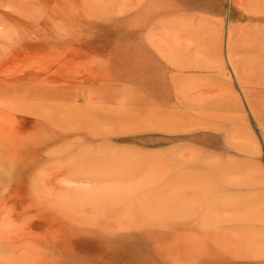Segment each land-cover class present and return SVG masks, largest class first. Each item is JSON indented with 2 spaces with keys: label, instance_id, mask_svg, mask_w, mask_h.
I'll list each match as a JSON object with an SVG mask.
<instances>
[{
  "label": "rangeland",
  "instance_id": "374dc122",
  "mask_svg": "<svg viewBox=\"0 0 264 264\" xmlns=\"http://www.w3.org/2000/svg\"><path fill=\"white\" fill-rule=\"evenodd\" d=\"M0 264H264V0H0Z\"/></svg>",
  "mask_w": 264,
  "mask_h": 264
}]
</instances>
